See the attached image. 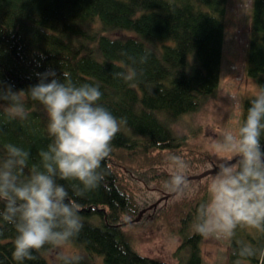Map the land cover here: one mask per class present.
I'll return each mask as SVG.
<instances>
[{
    "label": "trees",
    "instance_id": "16d2710c",
    "mask_svg": "<svg viewBox=\"0 0 264 264\" xmlns=\"http://www.w3.org/2000/svg\"><path fill=\"white\" fill-rule=\"evenodd\" d=\"M226 9L227 0H0V84L27 90L38 83L37 73L51 69L62 81L67 75L76 84H99L100 102L126 121L102 162L99 187L83 197L69 188L83 223L70 242L86 252L64 256L58 264H96L95 258L102 264H168L134 248L136 231L158 224L180 239L178 264H203L204 236L192 233L190 225L213 174L196 180L198 187L183 196L164 198L173 193L165 187L172 172L166 157L181 155L189 176L212 161L207 147L188 141L172 125L218 94ZM250 12L244 67L260 88L264 0H251ZM128 68L136 70L133 81L115 77ZM251 98L241 101L239 126ZM0 104V156L13 143L38 163V152L51 142L43 107L25 97L29 115L20 120L9 118L5 102ZM15 235L11 225L0 223V264H18L12 257ZM240 241L264 250V235L238 228L228 239L226 264H236ZM50 248L22 264H47ZM244 264H264V256L258 253Z\"/></svg>",
    "mask_w": 264,
    "mask_h": 264
},
{
    "label": "clouds",
    "instance_id": "9594fccd",
    "mask_svg": "<svg viewBox=\"0 0 264 264\" xmlns=\"http://www.w3.org/2000/svg\"><path fill=\"white\" fill-rule=\"evenodd\" d=\"M38 83L14 91L0 84V102L11 119L25 120V97L38 102L47 116L51 138L38 152L31 153L13 143L4 145L0 156V223L16 233L13 259L22 264L33 260L45 246L62 247L83 227L79 206L69 196L83 197L96 190L102 180V162L110 155L111 142L126 121L117 119L100 101L99 84L73 83L54 70L37 73ZM115 77L133 81L136 70L116 72ZM264 87L250 99L246 116L235 131H226L211 144L216 154H227L214 165L206 182L207 198L198 204L190 225L192 233L204 237L232 239L238 228L264 235ZM172 172L165 187L179 196L195 190L200 181L190 178L189 164L179 154L166 157ZM27 169V172H26ZM68 182V187L64 183ZM264 250L244 241L238 243L236 264Z\"/></svg>",
    "mask_w": 264,
    "mask_h": 264
},
{
    "label": "rangeland",
    "instance_id": "374dc122",
    "mask_svg": "<svg viewBox=\"0 0 264 264\" xmlns=\"http://www.w3.org/2000/svg\"><path fill=\"white\" fill-rule=\"evenodd\" d=\"M250 6L251 0H227L218 94L207 100L198 111L183 115L172 125L177 134L192 143L204 145L212 153V161L191 174H197L205 167L211 168L227 155L216 154L211 144L226 131H235L239 127L241 101L253 96L258 89L254 81L246 76L244 67ZM135 237L134 248L139 253L160 257L168 264H178L174 252L180 239L169 235L160 224L136 231ZM227 246L228 239L204 237L201 243L203 264H226ZM83 251L86 252L81 246L69 242L62 247L50 248L44 256L47 264H58L60 258L84 255ZM95 259L96 264H102L99 258Z\"/></svg>",
    "mask_w": 264,
    "mask_h": 264
},
{
    "label": "water",
    "instance_id": "95a60500",
    "mask_svg": "<svg viewBox=\"0 0 264 264\" xmlns=\"http://www.w3.org/2000/svg\"><path fill=\"white\" fill-rule=\"evenodd\" d=\"M214 171H215V168H214V166H212L211 168H208V169L200 172L199 174L191 175L190 178H192L194 180H198V179H201V178H203V177H205L207 175L213 174ZM172 195H175V193H171L169 195H166L164 198H167V197L172 196ZM155 205L156 204H154V206ZM144 212H145V209L141 210L139 215H138V217L136 218V220H139Z\"/></svg>",
    "mask_w": 264,
    "mask_h": 264
}]
</instances>
